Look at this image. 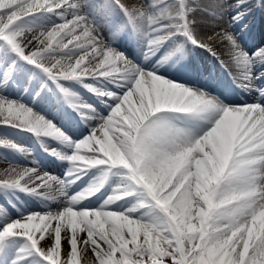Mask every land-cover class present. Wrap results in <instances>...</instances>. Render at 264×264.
<instances>
[{
  "label": "snow or ice",
  "instance_id": "6c2138e0",
  "mask_svg": "<svg viewBox=\"0 0 264 264\" xmlns=\"http://www.w3.org/2000/svg\"><path fill=\"white\" fill-rule=\"evenodd\" d=\"M258 11L0 0V264H264Z\"/></svg>",
  "mask_w": 264,
  "mask_h": 264
},
{
  "label": "bare ground",
  "instance_id": "6f19581e",
  "mask_svg": "<svg viewBox=\"0 0 264 264\" xmlns=\"http://www.w3.org/2000/svg\"><path fill=\"white\" fill-rule=\"evenodd\" d=\"M256 14L257 17L250 19L249 27L243 36L244 42L248 46L249 50H255V48L260 47L261 45L264 46V42L262 41V38H264V13L258 11ZM42 107L44 106L42 105ZM47 109L52 116L56 117L58 121L71 125L70 113L67 109L55 111L50 105L47 106ZM19 142L31 148H36L33 146L32 139L27 136L20 139ZM35 152L43 160L44 166L52 170L51 173L53 175H60L62 173L63 167L60 165L59 161H55L53 158L47 157L46 155L42 156L43 153H41L40 150ZM6 167V164L0 163V172H2Z\"/></svg>",
  "mask_w": 264,
  "mask_h": 264
},
{
  "label": "rangeland",
  "instance_id": "374dc122",
  "mask_svg": "<svg viewBox=\"0 0 264 264\" xmlns=\"http://www.w3.org/2000/svg\"><path fill=\"white\" fill-rule=\"evenodd\" d=\"M252 18H253V17H252ZM252 18H251V19H252ZM262 41L264 42V38H262ZM263 44H264V43H263ZM256 45H257V44H256ZM261 46H262V45H261ZM67 113H68V111H67ZM32 143H33V142H32ZM33 146L38 148V149H34L35 151L39 150V146H38V145H34V144H33ZM44 155H45V154H43L42 156H44ZM45 168H46L48 171L52 172V170L48 169L47 167H45ZM53 172H54V170H53Z\"/></svg>",
  "mask_w": 264,
  "mask_h": 264
}]
</instances>
